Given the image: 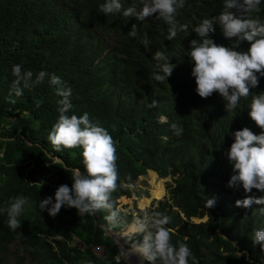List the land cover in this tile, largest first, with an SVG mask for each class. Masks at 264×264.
I'll return each instance as SVG.
<instances>
[{
	"label": "trees",
	"instance_id": "trees-1",
	"mask_svg": "<svg viewBox=\"0 0 264 264\" xmlns=\"http://www.w3.org/2000/svg\"><path fill=\"white\" fill-rule=\"evenodd\" d=\"M103 3L105 0H0L2 264H124L104 229L124 227L133 220L130 212L121 211V223L112 225L105 219L108 210L104 209L81 215L75 208L63 206L53 217L47 208H40V200L46 197L54 202L58 186L71 188L76 169L84 172L82 149L57 152L48 141L61 99L56 95L57 85L49 82L51 75L71 89L72 108L66 114L79 117L88 113L115 141V207L121 196H148L133 184L139 176L169 177L165 198L147 210L169 217L166 227L173 229L172 243H186L195 257V261L189 257V264H264V251L252 241L254 230L264 228V214L260 213L264 206L235 204L246 195L264 193L228 187L235 173L226 156L235 131L244 127L254 134L262 131L248 115V105L251 96L264 92V76L257 74L259 84L250 86L249 98L228 110L218 92L201 98L192 75L190 41L201 39L194 29L203 19L218 16L224 0H185L175 14L176 36L171 40L167 36L172 25L157 18L158 14L144 21L121 13L103 14L99 10ZM121 4L123 8L140 6L139 0H121ZM260 7L255 15L264 20V0ZM213 27L209 38L232 47L236 38H226L219 24ZM133 30L135 36H130ZM249 46L242 41L234 50L246 51ZM158 51L174 66L162 83L153 76L154 72L162 74L156 65L163 62L154 58ZM17 64L23 71H32L33 78L40 71L48 73L43 82L24 89L20 97L10 95L15 79L12 68ZM153 100L156 106L149 107ZM172 124L182 129L180 135ZM21 195L29 204L18 217L20 227L13 231L7 225L6 209ZM213 198L214 206L206 208L205 200ZM73 236L80 244L78 251L70 245ZM18 237L20 253L12 254L9 261L10 243ZM140 239L130 240L133 244ZM144 263L150 264L146 259Z\"/></svg>",
	"mask_w": 264,
	"mask_h": 264
},
{
	"label": "clouds",
	"instance_id": "clouds-1",
	"mask_svg": "<svg viewBox=\"0 0 264 264\" xmlns=\"http://www.w3.org/2000/svg\"><path fill=\"white\" fill-rule=\"evenodd\" d=\"M139 3V8L135 4L123 8L121 0H105L99 10L103 14L134 16L139 21L158 14L157 18L172 25L167 39L171 40L176 36L174 17L177 10L185 6V0H139ZM260 5L261 0H224L223 11L218 16L205 18L195 27L194 32L201 39L190 41L189 55L194 62L192 75L195 78L196 92L201 98H208L218 92L226 101L227 109L235 110L242 98H249L250 86L254 88L259 84L257 74L264 76V20L255 15L261 12ZM214 23L219 24L226 38H236L232 47L218 45L209 38V33L215 31ZM129 35L135 36V31L129 32ZM242 41L249 42L248 49L234 50ZM154 58L163 62L156 65L162 74L153 73L154 79L162 83L171 75L174 66L163 52H156ZM12 74L15 79L11 84L10 95L14 94L16 97L22 96L24 89H31L43 82L48 75L40 71L33 78L32 71H23L18 64L13 66ZM49 82L57 85L56 95L61 99L58 101L59 116L48 134V141L57 152L62 148L82 149L84 172L76 169L71 176V188L67 185L58 186L54 202L52 197H46L40 200V208H47L48 214L53 217L63 206L73 207L81 215H93L104 209L108 210L105 219L110 224L117 225L121 223V210L114 206L112 199V194L118 187L115 141L104 127L89 119L88 113L79 117L67 115L72 108L71 89L64 88L61 79L55 75L50 76ZM156 103L153 100L149 107L156 106ZM36 106L39 107V103ZM248 107V115L262 131L254 134L244 127L233 133L234 142L226 156L235 174L230 177L227 186L234 189L242 186L244 193H251L253 189L264 193V92L251 96ZM171 128L177 135L182 132L176 124H172ZM214 203V198L206 199L205 207L210 208ZM26 204H29L28 198L21 195L13 198L7 207V225L10 230L15 231L20 227L21 220L18 217ZM235 204L242 208H250L253 204L264 206V195H246L243 199L236 200ZM260 213L264 214V207L260 208ZM168 223V216L144 209L142 215L133 219L123 235L129 239L141 237L139 241L134 240L132 246L150 264H189V257L195 261L186 243H172L173 229L166 227ZM252 241L264 251V228L254 230Z\"/></svg>",
	"mask_w": 264,
	"mask_h": 264
},
{
	"label": "rangeland",
	"instance_id": "rangeland-1",
	"mask_svg": "<svg viewBox=\"0 0 264 264\" xmlns=\"http://www.w3.org/2000/svg\"><path fill=\"white\" fill-rule=\"evenodd\" d=\"M151 176H152V174L148 173V174H145L143 176H139L133 182V184L136 187H140L143 190H145L147 192L148 196L145 197V196L141 195V196L137 197L134 194H132L130 197L121 196L118 198V205L116 206V208L120 209L122 212H130L131 216L134 219L137 215H142V210L147 209L149 207H152L151 205L155 204L156 200H160L162 198H165L166 190L163 191V180L165 181V184H166V182L169 181V177L159 178L156 175H153L152 177ZM139 211H141V212H139ZM203 219L204 218H202L201 220H203ZM191 220L192 221H198L199 219L191 218ZM131 222H129L124 227L120 228L122 230L121 231L122 235H123V233L127 232L128 226L130 225ZM125 238H128V237L125 236ZM20 241L21 240L18 237L15 241L10 243V246H9V255L10 256L8 257L9 261L12 260V254H14V253L19 254L20 253V249H21ZM70 245L75 249V251H78V248L80 247L79 242L76 240V238H74V236L72 237ZM95 250H96V252L100 253L101 249L97 248ZM131 253H136V251H134V249H133V246H130L127 249L122 248L121 252L119 251V258L124 262V264H136L133 261V257L131 256ZM140 257L142 260L144 259V257L142 255ZM0 264H2L1 255H0Z\"/></svg>",
	"mask_w": 264,
	"mask_h": 264
},
{
	"label": "water",
	"instance_id": "water-1",
	"mask_svg": "<svg viewBox=\"0 0 264 264\" xmlns=\"http://www.w3.org/2000/svg\"><path fill=\"white\" fill-rule=\"evenodd\" d=\"M171 176H175V173L171 172L170 173ZM166 190V184L165 181L163 180V191ZM105 230V234L108 235V237L114 242V244L117 246L118 251L121 252L122 248H127L132 246V242L129 238H123V235L120 233L121 229H117L115 232L114 231H107ZM145 258L142 260L141 264H145L144 263Z\"/></svg>",
	"mask_w": 264,
	"mask_h": 264
},
{
	"label": "bare ground",
	"instance_id": "bare-ground-1",
	"mask_svg": "<svg viewBox=\"0 0 264 264\" xmlns=\"http://www.w3.org/2000/svg\"><path fill=\"white\" fill-rule=\"evenodd\" d=\"M122 231V230H121ZM121 233V232H120ZM123 238H125V236H123ZM128 248V247H127ZM125 248V249H127ZM131 256L133 257V261L136 263V264H141L142 263V259H141V254H139L138 252L136 253H131Z\"/></svg>",
	"mask_w": 264,
	"mask_h": 264
}]
</instances>
